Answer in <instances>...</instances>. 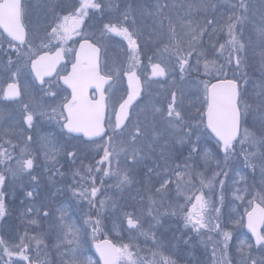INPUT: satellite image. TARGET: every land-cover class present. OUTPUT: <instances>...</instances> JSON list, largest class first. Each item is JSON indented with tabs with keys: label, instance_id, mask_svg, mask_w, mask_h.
<instances>
[{
	"label": "snow or ice",
	"instance_id": "snow-or-ice-1",
	"mask_svg": "<svg viewBox=\"0 0 264 264\" xmlns=\"http://www.w3.org/2000/svg\"><path fill=\"white\" fill-rule=\"evenodd\" d=\"M143 7V6H141ZM178 5L167 3L161 4L159 0L154 5L155 11H147L146 15L153 17L158 30H153L149 38L155 43H162V48L157 49V62H152V57H148L151 68L150 78L142 81L139 69L141 66L139 38L140 33L129 26L135 24L132 5L119 13L115 19H109L103 23L100 30L99 40H93L94 34L84 32V25L87 19H91L89 11L105 13L107 9L110 13L113 8L119 12L120 5L113 4L112 0H79L78 6L70 3L66 7H61L57 12L53 9L54 19L45 28V34L41 38L39 46H34L29 40L28 26L26 19L29 12L28 0H0V39L6 40L9 48L16 51L18 56H23L24 66L30 62L31 73L35 81L42 86L45 97L55 100L60 92L71 90V97L65 96L62 101L51 107V111L45 110L43 104L36 105L39 111L33 106L24 104L22 107V121L27 125V130L35 127L38 117H46L56 120L60 128L61 135L71 136L72 139L80 140L82 143H95L97 150L102 149L103 155L96 162L95 171L89 166L84 172L76 170L72 173L73 184L69 190L74 197L87 201L90 208L96 210V217L88 215L85 223L92 228L93 239L100 231V216L105 208L111 203L113 209L117 207L111 197L99 199L98 194L106 180L113 181L108 185L123 191L133 183L131 175L132 169L141 161L149 158L156 152L161 139L164 140V147L160 148V159L165 162L163 168L164 175L153 168H148V173L157 175L159 187L155 189V195L164 197L170 196V185L175 184L178 197H183L181 204L170 205L172 215L178 213L182 216L185 229H191L197 235H202L204 231L222 235V255L224 259L218 264H227V250L232 234L221 230L219 223L220 208H215L216 216L213 218L212 200L206 197L203 189L207 188L211 192L213 182L219 177L216 172L209 180H205L202 173H195L193 167L187 162L183 169L177 164L174 169H169L168 155L165 147L168 145V138H173L176 144L188 147L191 159L193 154L199 153L205 161L211 158V153L204 149L201 151V140L207 138L215 140L219 152L224 155L225 163L237 156V143L240 146L239 155L243 156L246 168L253 172L257 167L264 175V0H262L258 14L251 11L252 5L249 0H239V3L232 4L233 11L227 17L225 23L218 28L213 27L214 21L207 20L204 26L199 23L193 24L191 20H185L183 16L176 15L175 18L165 14V9L177 8ZM182 7V6H179ZM190 12L200 10L217 9L216 4L188 3ZM165 21L167 27L165 32ZM251 30L245 39V30L248 25ZM178 27L180 31L178 32ZM208 27H212V35L226 29L227 39L216 47V42L212 47L216 52V59L209 60L206 51L201 47L202 38L206 34ZM74 37L80 38L79 49L67 48L69 41L75 43ZM113 37H120L127 42L128 63L123 69V76L127 79V95L121 96L118 103L112 102L113 88L120 78V71L113 75L111 72H104L101 60V45L99 41L111 40ZM28 45L25 52L24 46ZM55 49V51H53ZM69 56L75 53V61L71 64V71L66 75H60L58 65L65 59V54ZM227 53V55H225ZM195 55L196 66L190 64V59ZM223 59V63L217 60ZM172 59L175 65L171 64ZM203 61V69L208 79L197 81L196 90L198 94V106L195 107L196 115L189 116L179 109L177 92L172 91L171 102L167 105V110L155 105L150 106L146 112L144 120L139 116L135 121L132 119V111L138 98L142 97L143 85L149 83L151 78H166L170 72H175L178 67L180 79L184 80L189 69L199 72V66ZM259 61L262 71L261 82H259L252 93H249L247 69L249 61ZM13 63L9 58L8 64ZM231 73V75H229ZM67 86L61 88L57 83H49L47 89L43 88L46 77L53 75ZM19 71L12 72L10 79L13 82L7 83L6 87L0 86V96L4 100H19L21 89L15 82ZM215 82H212V81ZM55 87L58 90L53 91ZM92 89L90 94L89 90ZM136 102V103H134ZM147 113H151V117ZM113 116L115 119L113 120ZM198 117V118H197ZM158 123H165L166 129H158ZM10 125L0 133V219H6L9 214V205L17 196L16 181L24 176L30 177L31 181L37 182V176L32 173L35 170V158L29 151L28 146L32 142L29 135L24 140V145L13 143L10 134L16 133L23 136L24 129H17V125ZM165 133L167 137L165 138ZM195 135V140L192 137ZM44 158L52 162L54 167L59 149L48 137H41ZM7 145V147H6ZM20 148L19 154H15L16 148ZM99 154V152H97ZM67 157L75 160L77 153L68 151ZM121 157L124 158V166L121 164ZM179 158V156H177ZM219 167V162H217ZM159 168L160 166L157 165ZM45 170H48L46 165ZM171 171L172 176L165 178ZM100 177L101 187L96 185V176ZM240 176V180L246 184L245 177ZM225 176L228 173H224ZM77 177L79 178L77 180ZM196 181L199 182L197 188ZM90 182V187H89ZM220 187L223 190L226 181L220 180ZM235 200L243 202L247 199L245 213L236 224L246 226L254 238L255 250L264 253V186L259 190L252 191L247 187H237L233 193ZM251 196V199L248 197ZM26 197L31 199L33 192L28 191ZM223 202V194L219 197ZM23 204V201H21ZM147 217H150L147 228L144 227V219L134 212H125L124 217L127 224L129 238L127 243H114L109 239L95 243L94 247L99 254V261L94 262L91 257L82 258L79 254L81 246V229L75 223L68 221L67 213L63 207L57 209V227L62 234L60 243L68 247L69 259L65 264H178L175 252L172 251L177 246L172 244L165 236H158V226L162 221L158 214H154L153 208L157 201L149 191ZM34 211L33 206L27 208L28 215ZM39 216V210H36ZM21 215H25L22 213ZM50 215L48 211L43 212V218ZM246 220V224H245ZM31 224L39 223L38 219L29 221ZM140 237L144 238L147 247H141L136 241ZM34 241L36 246L42 240L36 236L28 237L27 233L20 237L19 243L10 244L3 237H0V264H13V257H19L27 264H33L32 259L27 254L31 251V243L25 240ZM175 239V238H174ZM209 240H212L211 235ZM150 241V244H149ZM189 241L185 240V244ZM253 244L241 241V246L237 251L241 254V264H264V255L259 259L252 255ZM217 248H213V259L215 260ZM143 253V254H142ZM7 257V260H4Z\"/></svg>",
	"mask_w": 264,
	"mask_h": 264
},
{
	"label": "rangeland",
	"instance_id": "rangeland-1",
	"mask_svg": "<svg viewBox=\"0 0 264 264\" xmlns=\"http://www.w3.org/2000/svg\"><path fill=\"white\" fill-rule=\"evenodd\" d=\"M112 2L113 4L120 5L119 12L115 8L110 13L106 9L103 14L90 10L89 16L91 19L86 18L87 23L84 25L83 30L86 33L94 34L92 36L93 40H99L103 23L109 19L117 18L119 13L123 12L131 4L134 12L133 18L136 23L133 25L130 21L129 26L135 28L140 33L141 66L139 74L142 81H147L151 74L148 57H152L153 63L157 62L159 59L156 54L157 49L162 48V43H155L154 39L149 38L150 33L158 29L153 17L146 15L147 11H155L154 5L157 3V0H112ZM159 2L161 4L178 5L174 9H165L166 15H171L173 18L176 15H180L185 20H191L193 24L199 23L201 26H204L207 20H212L214 21L213 27L218 28L225 23L227 17L233 11L231 5L234 3L238 4L239 0H203L205 3L216 4L217 9L209 8L206 11L200 10L198 12H190L187 4L190 2L199 3L201 0H159ZM261 2L262 0H249V3L252 5L251 11H256L258 14ZM70 3H75L78 6L79 0H28L29 12L26 24L29 32L28 38L34 46H39L41 38L45 34L46 26L53 21L54 14L52 10L55 9L58 12L61 7H66ZM166 27L167 21H165V32ZM250 30L251 25L249 24L245 30V39H247ZM211 33L212 27H208L206 34L202 38L201 45L206 51V57L209 60L217 58L212 43L216 42V47L218 48L219 44L224 43L227 39L226 29L212 35L210 39L209 34ZM76 39L80 38L74 37V40ZM72 43V41H69L68 45H72ZM99 43L101 45V59L104 72H111L115 75L117 70L120 71V78L113 88L114 95H112V102L116 103L126 92V77L123 76V69L128 63L127 42L120 37H113L111 40L99 41ZM4 44L5 40L0 39V86L5 87L7 83L13 82L10 79L11 73L19 71L15 82L21 88L22 95L16 101L4 100L0 96V133L10 125H16L19 122L17 129H24L23 136L12 133L9 137L4 138H11L12 142L14 139L17 144L23 147L25 146L24 140L27 136L31 135L33 139L28 148L34 156L35 161L39 163L35 166V170L32 173L37 176V182L31 181L28 176H24L22 179L16 181L17 196L14 202L9 205L7 218L0 219V237H3L10 244H15L19 243L20 237L24 236L25 233H27L28 237L36 236L42 240L39 247L36 246L34 241L25 240L26 243L30 242L32 245L31 251L27 254L32 259L33 264H65V261L69 259V255L67 254L68 247L60 243L62 234L57 227V217L59 216L57 209L63 207L67 213L68 221L75 223L81 229L79 254L82 255V258L91 257L96 262L98 259L92 250V245L96 240L109 238L117 244L128 242L129 232L126 230L125 212H134L137 216H141L144 219V227L147 228L148 222L151 219L146 215L149 207L148 195L149 191H151L157 201L153 212L154 214H158L162 221V224L158 226L157 235L165 236L172 244L177 246L172 251L175 252L174 258L177 259L178 264H218V262L224 259L221 252L223 246L218 243L222 239L221 234H218V238L214 233L206 231L202 235H197L191 229L184 228L183 219L179 213L172 215L170 205H178L184 202L182 196H177L175 184L170 185V196L162 199L160 196L155 195V189L159 187L160 178L155 173L149 174L147 170L148 168H153L164 175L163 168L165 162L159 156L160 148L164 147L163 139L159 141L155 153L132 169L133 183L123 191H118L114 187L109 188L108 185L113 183L111 180H106L104 186L101 187L100 177L103 176V173L97 174L96 185L101 187V191L98 194L97 206L99 205V199L111 197V200L116 202L117 207L113 209L111 203L108 204L104 213L100 216L102 221L100 231L96 233L95 239H93L92 228L85 223V220L88 218V215L95 218L96 210L90 208L87 201L74 197L69 190V186L73 184L72 173L76 170L84 172L87 167L91 166L93 167V171H95L96 162L103 155V150H97L96 147L101 141L99 143H82L80 140L72 139L67 135H61L56 120H50L46 117H38L35 121V127L27 130V125H24L22 121V107L24 104L33 106L36 111H39V109L35 106L43 104L45 110L50 112L51 107L62 101L67 96V93L66 91L60 92L55 100L45 97L42 88H38L32 80L28 69L29 63L25 67L23 56H18L13 50L12 52L7 47H4ZM66 47L69 46L66 45ZM69 48H74V46H70ZM27 49L28 45L24 46L25 52ZM72 55L73 53L70 56L67 53L65 54L69 62L72 61ZM9 58L14 61L12 65L8 64ZM217 63H223V59L217 60ZM171 64L175 65L174 59H172ZM190 64L196 66L195 55L190 59ZM65 68L61 67L59 74L64 73ZM247 72L248 79L251 81L248 89L249 93H252L257 84L261 82L262 71L259 61L250 60ZM205 79H208V77L204 74L202 60L199 72L190 68L185 74L184 80L180 79L178 67L174 73L170 72L166 78H151L149 83L143 85L142 97H140L139 103L131 109L133 121L138 116L140 120H144L146 112H141V109L147 110L152 105L161 107L166 112L167 105L171 102L172 91L177 92L179 109L185 114L186 119L189 116L196 115L195 107L198 106V95H200L196 90V85L197 81ZM57 83L56 79L51 81L53 85ZM48 87L49 84L43 88L47 89ZM52 90L57 91L58 89L53 87ZM200 98H202V95H200ZM116 106L118 107V103H116ZM147 114L151 117V113ZM114 119L115 117L113 116ZM166 128L167 125L165 123H158V129L163 130ZM41 137L50 138L55 143L56 148L59 149L54 167L52 166V162L46 161L44 158ZM165 138H168L167 133H165ZM195 138L194 135L192 139L195 140ZM168 141L165 151L169 157L167 164L169 169H174L177 164H180L181 170H184L183 165L187 162V164L193 167L194 174L202 173L206 181L211 179L214 173H220L219 177L213 182L212 191L210 192L207 188L203 189V191L206 197L212 200L211 215L213 218L216 216L215 208H220L219 223L221 224L222 232L228 231L232 234V239L229 241V248L227 250V264H241V254L237 249L241 246V241L251 243L252 241L244 226L241 227L236 224V221L245 213L247 199L243 202L235 200L233 193L237 187H247L252 191H256L264 186V175H262L260 168L257 167L253 172L252 169L245 167L243 156L239 155L240 146L238 143L236 158L230 159L225 163L224 155L218 151L214 138L211 140L204 138L200 142L201 151L207 149L211 153V158L207 161L202 159L199 153L193 154L191 159L185 160L189 156L188 147L176 144L173 138H168ZM68 151L77 153L74 161L67 157L66 153ZM19 152L20 148L18 147L15 150V154L18 155ZM217 162H219V167L217 166ZM121 164L124 166L123 157H121ZM46 165L48 170H45ZM157 165L160 167L158 168ZM2 170L3 166H0V171ZM237 171L245 177L246 184L240 180V176L236 174ZM226 172L228 173L227 176L224 175ZM168 176H172L171 171L165 175V178H168ZM172 179H175V177L172 176ZM220 180L226 181L223 190L220 187ZM196 185L199 188L198 181H196ZM28 191L33 192L31 199L26 197ZM221 193L224 197L222 203L219 199ZM248 199H251V196ZM21 201H23V204ZM29 206H33L34 208L33 213L30 215L26 214ZM37 209L39 210V216L36 213ZM45 210L50 213L47 218H43ZM22 213H25V215H21ZM32 219H38V225L29 223ZM210 235L212 237L211 241L209 240ZM185 240L189 242L185 244ZM136 243H139L141 247H147L144 244L143 237H140ZM214 247L217 248L215 260L213 259ZM252 255L259 259L264 253L255 250L254 246ZM7 259V257H4V260ZM12 260L13 264H27L26 261H21L19 257H13Z\"/></svg>",
	"mask_w": 264,
	"mask_h": 264
},
{
	"label": "flooded vegetation",
	"instance_id": "flooded-vegetation-1",
	"mask_svg": "<svg viewBox=\"0 0 264 264\" xmlns=\"http://www.w3.org/2000/svg\"><path fill=\"white\" fill-rule=\"evenodd\" d=\"M79 41H80V39H76L75 40V43H72V45H68L67 44V46H74V48H76L77 47V45H78V43H79ZM26 46V45H25ZM4 47H7L8 49H10L11 51L13 50V49H11V48H9V45H8V43L6 42V40H5V44H4ZM69 47H67V48H69ZM15 53H16V51L15 50H13ZM12 51V52H13ZM53 51H55V49H53ZM73 57H74V53H73V55H72V60H73ZM70 63H71V61L69 62L68 61V59L66 58V56H65V62L62 64V66H60V68L61 67H66L65 68V72L64 73H60V75H64V74H66L68 71H69V66H70ZM59 68V69H60ZM54 79H56L57 81H58V76H55L54 78H52L51 80H48V83H45L44 85H43V87H45L46 85H48L49 83H51V81H54ZM38 87V86H37ZM38 88H42V86L40 87H38ZM66 93H67V96H68V92L66 91ZM14 140V139H13ZM14 142L16 143V141L14 140ZM17 144V143H16Z\"/></svg>",
	"mask_w": 264,
	"mask_h": 264
},
{
	"label": "water",
	"instance_id": "water-1",
	"mask_svg": "<svg viewBox=\"0 0 264 264\" xmlns=\"http://www.w3.org/2000/svg\"><path fill=\"white\" fill-rule=\"evenodd\" d=\"M79 49V48H78ZM30 68H31V66H30ZM70 71H71V68H70ZM38 82V81H37ZM61 82V84L63 85V82L62 81H60ZM39 83V82H38ZM64 87H67V86H65V85H63ZM92 89H90L89 90V92L91 91ZM69 91H70V94H71V90L69 89ZM135 103V102H134ZM245 224H246V220H245ZM245 230L250 234V236H251V238H252V234H251V232L247 229V227L245 226ZM104 240V239H103ZM103 240H100V241H98V242H101V241H103ZM252 241H253V243H254V238H252ZM97 243V242H96ZM95 245V244H94ZM94 245H93V250L95 251V253L97 254V256H98V258L100 259V257H99V254L96 252V249H95V247H94Z\"/></svg>",
	"mask_w": 264,
	"mask_h": 264
},
{
	"label": "trees",
	"instance_id": "trees-1",
	"mask_svg": "<svg viewBox=\"0 0 264 264\" xmlns=\"http://www.w3.org/2000/svg\"><path fill=\"white\" fill-rule=\"evenodd\" d=\"M213 234V233H212ZM214 235L218 238L219 237V235L218 234H216V233H214Z\"/></svg>",
	"mask_w": 264,
	"mask_h": 264
}]
</instances>
